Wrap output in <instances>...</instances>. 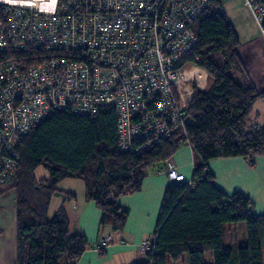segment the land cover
<instances>
[{
	"label": "trees",
	"instance_id": "obj_1",
	"mask_svg": "<svg viewBox=\"0 0 264 264\" xmlns=\"http://www.w3.org/2000/svg\"><path fill=\"white\" fill-rule=\"evenodd\" d=\"M193 30L198 36L193 52L200 57L207 84L194 91L187 113L191 123L184 129L141 153L122 151L115 111L102 108L88 116L51 112L20 139L16 174L0 184V195L15 193L13 264H76L91 247L83 233L72 231L62 206L49 216L59 182L80 180L85 200L100 211L98 230L109 226L120 232L129 210L118 198L138 192L150 170L183 145L192 151L191 177L166 186L149 238L153 242L139 264H166L183 254L187 264H205L206 251L211 252V264H262L258 236L264 216L255 214L241 193L220 191L207 162L242 157L253 166L255 158L264 155V112L259 122L251 117L256 101H264V91L246 73L238 35L219 0L211 1ZM40 166L47 177L38 179L35 170ZM234 221L246 222V241L224 247L223 225ZM100 239L97 250L102 256L106 245Z\"/></svg>",
	"mask_w": 264,
	"mask_h": 264
},
{
	"label": "built area",
	"instance_id": "obj_2",
	"mask_svg": "<svg viewBox=\"0 0 264 264\" xmlns=\"http://www.w3.org/2000/svg\"><path fill=\"white\" fill-rule=\"evenodd\" d=\"M211 1L0 0V184L16 174L20 139L51 112L114 109L120 150L137 154L190 124L207 84L193 24ZM242 3L264 38V0ZM164 173L185 180L172 164Z\"/></svg>",
	"mask_w": 264,
	"mask_h": 264
},
{
	"label": "crops",
	"instance_id": "obj_3",
	"mask_svg": "<svg viewBox=\"0 0 264 264\" xmlns=\"http://www.w3.org/2000/svg\"><path fill=\"white\" fill-rule=\"evenodd\" d=\"M231 24L240 39L237 29ZM168 164L175 166L184 178L190 179L193 169L190 147L181 146L172 158L150 170L138 192L118 198V204L129 210L126 223L120 232L113 231L109 226L98 230L100 211L92 201L85 200L83 183L77 182L80 180L65 179L58 183V191L53 195L50 207L56 202L58 205L55 212L62 206L72 231L83 233L91 244L76 264L144 262V253L140 246L154 231L164 190L171 183L167 174H156L155 170ZM207 168L220 191L227 195L241 193L251 201L253 212L264 216V155L257 156L253 166L242 157L213 158L208 160ZM101 236L110 237V243L105 246L106 253L102 256L97 250ZM15 245V193L9 191L0 195V264L14 263Z\"/></svg>",
	"mask_w": 264,
	"mask_h": 264
},
{
	"label": "rangeland",
	"instance_id": "obj_4",
	"mask_svg": "<svg viewBox=\"0 0 264 264\" xmlns=\"http://www.w3.org/2000/svg\"><path fill=\"white\" fill-rule=\"evenodd\" d=\"M222 9L228 18L237 29L240 36L239 54L244 63L246 73L250 81L258 90L264 91V38L260 35L258 27L251 17L250 13L243 6L242 0H223ZM264 112V101L257 100L251 117H255L256 121H261ZM197 160L198 157H196ZM196 160V163L198 162ZM35 177H47V171L43 167L35 170ZM81 184V181H77ZM58 205L56 202L52 204L49 211V216H52L54 209ZM259 229L263 230L259 234V244L262 249V264H264V228L259 225ZM246 241V222L234 221L223 225V246L234 248L243 245ZM205 264L212 263L211 252L204 253ZM166 264H187V255L183 254L180 259L174 261L166 260Z\"/></svg>",
	"mask_w": 264,
	"mask_h": 264
},
{
	"label": "bare ground",
	"instance_id": "obj_5",
	"mask_svg": "<svg viewBox=\"0 0 264 264\" xmlns=\"http://www.w3.org/2000/svg\"><path fill=\"white\" fill-rule=\"evenodd\" d=\"M118 138V137H117Z\"/></svg>",
	"mask_w": 264,
	"mask_h": 264
}]
</instances>
